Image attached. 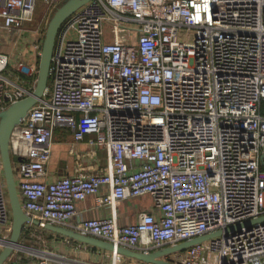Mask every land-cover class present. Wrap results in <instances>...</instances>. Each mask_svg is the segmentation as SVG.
<instances>
[{
	"label": "built area",
	"instance_id": "2783aa9c",
	"mask_svg": "<svg viewBox=\"0 0 264 264\" xmlns=\"http://www.w3.org/2000/svg\"><path fill=\"white\" fill-rule=\"evenodd\" d=\"M60 1L0 0V28L20 32L39 3ZM36 79L37 64L11 65L0 52V112ZM58 127L75 142L92 135L109 168L43 180ZM9 151L21 207L40 222L25 224L30 237L50 223L150 253L220 231L167 261L264 264V220L229 229L264 216V0L88 2L61 24L48 86L13 127ZM88 195L107 207L149 196L157 212L122 226L114 216L77 221ZM10 216L0 159V241Z\"/></svg>",
	"mask_w": 264,
	"mask_h": 264
},
{
	"label": "crops",
	"instance_id": "0c3cea01",
	"mask_svg": "<svg viewBox=\"0 0 264 264\" xmlns=\"http://www.w3.org/2000/svg\"><path fill=\"white\" fill-rule=\"evenodd\" d=\"M39 27H33L31 22L26 23L23 29L11 34L0 28V52L9 56L11 64L24 61L36 65L38 50L33 44L39 43ZM27 39L30 43H27ZM15 62V63H14ZM93 137L86 135L82 142H75L71 132L66 128H56L53 135L51 157L47 164V173L43 180L51 182L62 176H71L77 172H102L110 166L109 153L106 148L88 144ZM16 181V174H15ZM75 220L95 219L114 216L120 226L135 223L138 214L142 211L157 212L149 196L127 198L117 202L113 207L97 205L93 195L76 202ZM37 239L41 245L38 256L45 253L55 254L61 258L58 264H112V252L86 245L84 243H68L66 238L46 229L36 230ZM157 251V250H156ZM17 251H15L16 253ZM12 255L13 260L8 264H36L37 256ZM169 257H163L167 260ZM127 264H145L132 258H122Z\"/></svg>",
	"mask_w": 264,
	"mask_h": 264
},
{
	"label": "water",
	"instance_id": "95a60500",
	"mask_svg": "<svg viewBox=\"0 0 264 264\" xmlns=\"http://www.w3.org/2000/svg\"><path fill=\"white\" fill-rule=\"evenodd\" d=\"M90 1L92 0H63L53 10L47 21L44 36L39 46L37 79L34 88L25 97L12 102L0 112V159L5 179L9 210L11 214V230L9 237L6 240V243H0L2 246L0 251V264H5L11 258L13 252L25 250L23 248V244L21 243L25 224L31 223L38 226L40 223L36 218H32L31 216L27 215L21 207L18 191L16 188L15 172L12 166L9 151L11 131L16 124L20 123V121L25 118L28 110L43 97V94L49 83V69L52 53L54 50L56 35L61 24L76 10ZM263 157L264 153L262 154V158ZM262 220H264V216L245 221L242 224H238L229 229L238 228L241 225H249ZM44 229L59 234L63 237L70 238L71 240L102 248L112 253L119 254L123 257L142 261L146 264H172L171 262L164 260L163 257L171 253L181 251L202 241L211 239L221 233L220 231H217L173 246H168L157 251L143 253L126 247L115 246L94 236L82 235L70 228H65L50 223H46L44 225Z\"/></svg>",
	"mask_w": 264,
	"mask_h": 264
},
{
	"label": "rangeland",
	"instance_id": "374dc122",
	"mask_svg": "<svg viewBox=\"0 0 264 264\" xmlns=\"http://www.w3.org/2000/svg\"><path fill=\"white\" fill-rule=\"evenodd\" d=\"M62 1L58 2L54 6H48V5H45V4H42V3H39L37 5V8H36V10L34 12V16H33V21L31 22V24L33 25V27H39V30H38V32H39L38 33L39 34V36H38L39 37L38 38L39 39L38 40L39 43L38 44L39 45L42 42V39H43V36H44L45 27H46V24H47V21H48L49 17L51 16L53 10ZM192 37H193V34L191 33V37H190L189 40H192ZM27 43H30V40L29 39H27ZM38 60H39V54H37V62H36L37 65H38ZM10 63H12V62H10ZM16 63H17V61H16ZM11 65H13V64H11ZM5 74L11 76L14 80L17 79L16 76H15V74L12 72V67H9L5 71ZM12 164H13L14 172L16 173V161L14 159L12 161ZM16 185H18V178H17V176H16ZM10 219H11V216H10ZM34 227H37V226L34 225ZM39 241H42V240H38L36 235H34L33 237L31 236L28 239L21 238V243L23 244V246L30 247L32 250L35 249L36 251L34 252V251L31 250L32 252H30V251H27L26 249L25 250H22V251L21 250L20 251L18 250L16 253L13 252L12 255H14V256L17 255L18 256V254H19V256H23L24 255V256H27L28 258H30V257H35L36 258L37 254L39 253L38 252L39 251L38 249L41 246L39 244ZM1 249H2V246L0 245V251H1ZM171 254H173V253H171ZM11 258H12V256H11ZM11 258L9 260H13ZM9 260L5 264H8ZM116 264H127V263L124 262V261H119Z\"/></svg>",
	"mask_w": 264,
	"mask_h": 264
},
{
	"label": "trees",
	"instance_id": "16d2710c",
	"mask_svg": "<svg viewBox=\"0 0 264 264\" xmlns=\"http://www.w3.org/2000/svg\"><path fill=\"white\" fill-rule=\"evenodd\" d=\"M29 234H30V231H25V232H24V230H23L22 238H24V239H28V238H30V235H29ZM34 235L37 236L38 234L36 233V234H34ZM34 235H33V236H34ZM33 236H32V237H33Z\"/></svg>",
	"mask_w": 264,
	"mask_h": 264
},
{
	"label": "bare ground",
	"instance_id": "6f19581e",
	"mask_svg": "<svg viewBox=\"0 0 264 264\" xmlns=\"http://www.w3.org/2000/svg\"><path fill=\"white\" fill-rule=\"evenodd\" d=\"M0 243H6V241H0ZM24 249H26L27 251H30V252H32V251H36L35 249L34 250H32L30 247H23ZM32 250V251H31Z\"/></svg>",
	"mask_w": 264,
	"mask_h": 264
}]
</instances>
